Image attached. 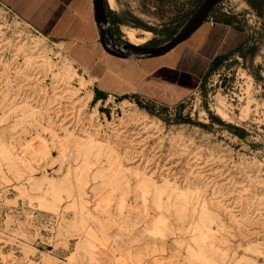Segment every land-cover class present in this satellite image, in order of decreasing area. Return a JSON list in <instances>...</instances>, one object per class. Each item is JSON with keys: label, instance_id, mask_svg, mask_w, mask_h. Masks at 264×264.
Masks as SVG:
<instances>
[{"label": "rangeland", "instance_id": "rangeland-1", "mask_svg": "<svg viewBox=\"0 0 264 264\" xmlns=\"http://www.w3.org/2000/svg\"><path fill=\"white\" fill-rule=\"evenodd\" d=\"M202 2L105 0V40L161 46ZM210 16L247 43L172 109H102L66 53L0 29V264H264V0H221ZM29 42L42 85L34 106H13ZM52 102L75 113L69 128ZM124 131L139 145L127 151Z\"/></svg>", "mask_w": 264, "mask_h": 264}, {"label": "crops", "instance_id": "crops-1", "mask_svg": "<svg viewBox=\"0 0 264 264\" xmlns=\"http://www.w3.org/2000/svg\"><path fill=\"white\" fill-rule=\"evenodd\" d=\"M23 28L34 31L72 60L90 84L92 103L115 96L140 106L177 108L202 80L248 39L225 20L206 18L185 42L156 58L118 60L105 55L99 43L93 0H0Z\"/></svg>", "mask_w": 264, "mask_h": 264}, {"label": "water", "instance_id": "water-1", "mask_svg": "<svg viewBox=\"0 0 264 264\" xmlns=\"http://www.w3.org/2000/svg\"><path fill=\"white\" fill-rule=\"evenodd\" d=\"M93 1L94 20L98 29L99 43L104 53L118 60H134L138 58H156L172 51L202 26L208 15L221 0H203L199 8L183 25L180 31L169 42L157 47H140L129 43L116 45L112 38L106 42L105 34L108 32L109 21L105 11V0Z\"/></svg>", "mask_w": 264, "mask_h": 264}, {"label": "built area", "instance_id": "built-area-1", "mask_svg": "<svg viewBox=\"0 0 264 264\" xmlns=\"http://www.w3.org/2000/svg\"><path fill=\"white\" fill-rule=\"evenodd\" d=\"M22 23L23 22L21 21V19L18 16H16L6 5H4L3 3L0 2V29L4 30L6 27H10L12 24H15L17 26L23 27L22 26ZM29 34L31 36H33V38L35 40H38L39 42H44L48 46H50L53 50H56L58 56H60V55L62 56V54H63V56L65 58H68L65 55V53L63 52V50H61L56 43L50 42L49 40H47V38L43 37L42 35L38 34L37 32H34V31L29 32ZM30 46H31L30 50H34L35 51L34 53L31 54L32 55V58H30V59L31 60L35 59L36 62L38 61V63H36V62L34 63L33 67L40 66V68L39 67H36V69H35V72H36L38 70H41V67H42L41 66L42 65V63H41L42 60L39 61V60H37V57H36V55L39 54L40 44L33 42V43H30ZM17 54H20L21 55V53H18V52L16 53V55ZM40 63H41V65H40ZM38 76H40V75H38ZM39 80H40V78H39ZM33 86H35V84ZM63 86L64 85L62 84V87ZM198 89L185 102H188L190 100V98H195L198 95V92H197ZM58 91H55V94H57L59 92L61 93V91H59V92ZM97 103L99 105H102V109H106L107 107H109L110 110L117 109L121 105L122 106H124V105L125 106H129L131 108L134 107L136 109L140 106L135 100H128V99L127 100H121V99L116 98L115 96L107 97L104 101L97 102ZM57 108H59V106H57L56 109ZM114 126H117V125H114ZM123 133H124L123 134V138L120 140V143H123L124 144V148L127 151L129 150V148H133V146H138L139 145V143H137L136 140L132 141V139H134V136H136V135H134L135 131H130L129 133H126V131H124ZM117 140H119V139L117 138ZM123 140H125V143L123 142ZM129 142L131 144L130 145H127V143H129ZM131 150L133 151V149H131ZM134 152H135V150L132 153L134 155L132 161L139 159L138 156H136Z\"/></svg>", "mask_w": 264, "mask_h": 264}, {"label": "bare ground", "instance_id": "bare-ground-1", "mask_svg": "<svg viewBox=\"0 0 264 264\" xmlns=\"http://www.w3.org/2000/svg\"><path fill=\"white\" fill-rule=\"evenodd\" d=\"M106 1H107V4L110 7H112V5H113L112 0H106ZM127 39L129 40L130 43H132L131 45H133L134 36L131 33L127 34ZM134 46H136V45L134 44ZM15 58L17 59L18 57H15ZM24 62H25L23 64L24 66H23V68L21 70H17L14 73H11V75H14V76L16 75V77H17V85L21 84L20 87H19L21 89V93L20 94L12 95L9 92L6 94V96L8 97V101H9V99L12 96H15L10 101V103L13 106L17 105V104L30 103V102L31 103L33 102L31 106H34L36 104V101L33 100V97H31L27 101H24L25 99H27V97H29V94H27V92L28 93H35V91L39 90L38 86L42 85V83H41L42 80L39 81V78H38L39 77L38 76L39 75L38 71L35 72L36 67H40V66L33 67V65H34V63L36 61L32 62V60H30V59H25ZM0 80H2V77H0ZM34 84H35V86H33ZM42 95H44V94H42ZM52 105H53V102L51 103V106ZM53 109H54V106H52L49 109H47L46 110V112L48 111L47 114L50 115V116H53V118H56V119H58V117H63L62 125H66V124L69 123V126H68V128H69L73 124V123H70V121H73V120L75 121V117L72 116L75 113L72 110L68 111L67 109H64V110L60 111L59 110L60 108H57V109H55L57 111H53ZM74 130H76V129H74ZM98 147L102 148L101 145L98 146ZM135 162H137V161H135ZM142 181H143V183L145 182L147 184L148 183L150 184V180H148V179L142 178ZM168 184H169L168 181H163L161 186H169ZM183 194H185V193H183Z\"/></svg>", "mask_w": 264, "mask_h": 264}]
</instances>
